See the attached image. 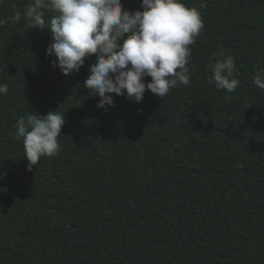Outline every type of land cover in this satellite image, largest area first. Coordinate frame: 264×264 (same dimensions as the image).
<instances>
[{"label": "trees", "instance_id": "trees-1", "mask_svg": "<svg viewBox=\"0 0 264 264\" xmlns=\"http://www.w3.org/2000/svg\"><path fill=\"white\" fill-rule=\"evenodd\" d=\"M31 3L0 0V264H264V0H184L204 5L189 84L106 109L83 86L94 54L66 77L49 31L12 19ZM221 50L231 92L210 83ZM49 110L59 151L29 171L15 124Z\"/></svg>", "mask_w": 264, "mask_h": 264}, {"label": "clouds", "instance_id": "clouds-1", "mask_svg": "<svg viewBox=\"0 0 264 264\" xmlns=\"http://www.w3.org/2000/svg\"><path fill=\"white\" fill-rule=\"evenodd\" d=\"M203 7L186 6L184 0H140L139 9L133 10L124 8L121 0H32L12 19L19 22L23 17L31 28L49 31L46 54L55 57L50 63L66 77L94 54L83 86L99 96L97 107L106 109L115 106L113 93L140 103L145 91L162 99L178 82L189 84L188 46L204 27ZM45 9L56 14L46 18ZM5 23L0 18V26ZM219 55L223 59L209 65L210 83L234 91L240 84L235 60L223 50ZM253 83L264 90V69L256 72ZM7 92L8 85L0 84V95ZM63 112L34 111L17 119L15 138L23 139L29 171L42 156L53 157L59 151Z\"/></svg>", "mask_w": 264, "mask_h": 264}]
</instances>
